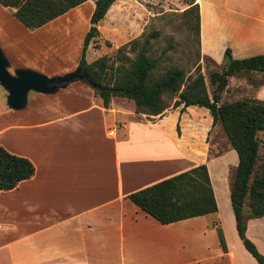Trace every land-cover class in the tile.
Returning a JSON list of instances; mask_svg holds the SVG:
<instances>
[{
  "label": "crops",
  "instance_id": "crops-1",
  "mask_svg": "<svg viewBox=\"0 0 264 264\" xmlns=\"http://www.w3.org/2000/svg\"><path fill=\"white\" fill-rule=\"evenodd\" d=\"M126 2L134 6L117 0L98 23L99 41L88 47L87 63L100 57L104 45L118 49L142 35V29L133 34L136 20L121 19ZM196 3L201 59L221 65L226 48L237 60L264 54V0ZM94 9V0H88L28 30L0 6V49L7 71L14 77L28 70L47 78L74 72ZM19 30L26 38L16 35ZM90 52L99 55L89 61ZM253 93L264 102V83ZM7 97L0 85V146L28 159L35 173L13 190H0V264H257L238 237L231 207L238 157L225 133L226 144L220 147L222 127L213 126L207 109L210 117L203 120L201 107L182 105L147 117L119 97L105 108L94 88L81 80L49 94L29 91L17 110L5 105ZM203 164L217 205L214 214L162 225L128 199ZM244 214L245 235L264 255V216Z\"/></svg>",
  "mask_w": 264,
  "mask_h": 264
},
{
  "label": "trees",
  "instance_id": "trees-1",
  "mask_svg": "<svg viewBox=\"0 0 264 264\" xmlns=\"http://www.w3.org/2000/svg\"><path fill=\"white\" fill-rule=\"evenodd\" d=\"M87 1L0 0V6L12 10V15L24 28L36 30ZM116 1L94 0L91 27L84 37L77 69L98 86L94 88V92L102 99L105 108H108L112 97H119L131 100L135 106V113L147 117H161L167 110L181 105L184 108L197 106L208 110L213 126L220 123L238 157L230 193L238 237L257 264H264V255L245 235L244 214L247 208L250 219L264 216V163L257 167L259 159L257 134L264 131V102L249 97L231 103H220L221 94L227 89L231 78L246 74L261 75L262 81L258 83L247 81L253 90L264 83V54L237 60L233 58L231 50L226 48L221 72H214L210 76V84L215 86L210 95L200 71V62L194 65V78L186 77L184 69L176 67L166 68L156 75L160 60L148 55L151 41L160 35L157 31H152L145 37L142 34L117 49L119 55L126 49L136 53L133 60L129 59L127 54L119 57L122 62L129 63L127 68L122 65L113 69L108 64L107 57L87 63V49L91 43L96 46V38L99 35L97 25ZM189 6L187 11L192 12L195 17L192 27L197 39V57L200 58V9L196 0H191ZM111 70H114L112 83H104L108 71ZM83 82L88 84L86 81ZM171 97L174 99L172 105L165 101ZM177 132L180 134L179 127ZM34 173L35 168L28 159L15 156L0 146L1 191L15 189L20 182L31 178ZM128 199L162 225L217 212L208 170L204 164L132 193ZM217 235L222 251L226 252L221 230H217Z\"/></svg>",
  "mask_w": 264,
  "mask_h": 264
},
{
  "label": "rangeland",
  "instance_id": "rangeland-1",
  "mask_svg": "<svg viewBox=\"0 0 264 264\" xmlns=\"http://www.w3.org/2000/svg\"><path fill=\"white\" fill-rule=\"evenodd\" d=\"M133 7L128 4V2L123 3V10H125V17L121 19L129 23V19L132 21H137V23L132 25L134 30V35L140 33L142 29V34L147 36L152 31H157L160 33L159 37L150 44V53L149 57L157 58L160 60V64L157 68L156 75L162 73L169 67H176L184 69L186 72V77H195V64L200 62V71L204 77L205 86L208 94L210 95L211 91L215 89V86L210 84V76L214 72H221L222 66L216 65L209 59H201L197 57V42L196 34L194 28V14L187 11L190 6L189 2L191 0H130ZM147 6V10L150 13H147L146 10L141 6ZM133 15H129L130 11ZM12 11V10H11ZM187 11V12H186ZM11 13V12H10ZM12 16V13H11ZM14 19V18H13ZM16 21V20H15ZM20 31V32H19ZM16 31L18 37L26 38L23 31ZM15 36V34H14ZM17 37V36H15ZM44 37V34H43ZM30 39V37H28ZM36 39V38H35ZM96 41H99V37L96 38ZM68 46L71 47V41ZM97 47V46H96ZM65 47L62 51H64ZM62 49V48H61ZM50 53V52H49ZM99 55L97 52H90L89 61L93 60L94 55ZM123 54H127V57L133 60L136 57V53L130 52L128 49L124 50L122 54H118L117 49L110 48L109 46L103 47L102 51L100 50V57H107L108 64L114 68L117 66H122L127 68L129 66L128 62H122L119 57ZM97 58V59H99ZM114 75V70L108 71L107 80L104 83H112V76ZM250 81L252 83H258L262 78H252V75L246 74L241 75L238 78L232 80L228 90H224L221 94V104L222 103H231L243 98H249L253 96L254 90L248 88L247 84ZM248 81V82H246ZM252 87V86H251ZM165 101L169 104H173L174 99L167 98ZM5 105L6 101H4ZM200 111L199 118L203 120L204 117H210L208 112L203 108H197ZM204 113V114H203ZM220 124V123H218ZM218 142L221 146L226 144V139L223 130L221 129L218 135ZM257 139L261 145H259V159L257 167L264 163V131H261L257 134ZM234 155L235 153L232 152ZM230 156V155H228ZM236 157V156H235ZM230 160V157L228 158ZM234 170L232 171V175ZM247 208H245V212ZM216 264H227L224 261H218Z\"/></svg>",
  "mask_w": 264,
  "mask_h": 264
},
{
  "label": "water",
  "instance_id": "water-1",
  "mask_svg": "<svg viewBox=\"0 0 264 264\" xmlns=\"http://www.w3.org/2000/svg\"><path fill=\"white\" fill-rule=\"evenodd\" d=\"M8 66L9 64L3 57L0 49V85L8 93V107L14 110L20 109L25 105L29 91L49 94L53 93L57 88L65 87L75 80L86 81L93 88L98 87L89 80L86 74L81 73L79 69L65 76L54 78H47L33 71L20 70L15 72L16 76L14 77L7 71Z\"/></svg>",
  "mask_w": 264,
  "mask_h": 264
},
{
  "label": "built area",
  "instance_id": "built-area-1",
  "mask_svg": "<svg viewBox=\"0 0 264 264\" xmlns=\"http://www.w3.org/2000/svg\"><path fill=\"white\" fill-rule=\"evenodd\" d=\"M109 135H111V133H109Z\"/></svg>",
  "mask_w": 264,
  "mask_h": 264
}]
</instances>
